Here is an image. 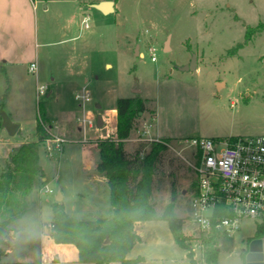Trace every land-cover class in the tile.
<instances>
[{
	"label": "rangeland",
	"instance_id": "374dc122",
	"mask_svg": "<svg viewBox=\"0 0 264 264\" xmlns=\"http://www.w3.org/2000/svg\"><path fill=\"white\" fill-rule=\"evenodd\" d=\"M41 1L35 11L27 0L31 15L28 11L25 18H0V38L5 40L0 44V175L16 147L36 140V91L43 84L46 94L40 100L52 120L50 130L65 141L52 152L45 142L39 145L45 180H36L32 197L43 203L48 224L59 191L73 216L106 217L110 198L96 197L94 190L99 161L95 141L108 133L116 137L111 109L117 98L140 94L148 111L125 142L126 150L132 155L142 144L150 149L151 140L139 136L144 118L151 117L148 129L169 145L154 176L153 202L158 211L173 202L175 214L185 219V234L198 238L197 226L188 221L196 183L191 139L264 134V31L235 49L248 27L264 23V0H119L110 14L77 0L72 20L57 8L43 12ZM84 13L89 14L88 28L81 23ZM150 47H155L156 60ZM193 53L196 69L182 70ZM33 62L35 72L30 71ZM86 90L90 101L75 98ZM3 112L20 124L15 134L4 127ZM99 113L103 125L90 127L86 117ZM260 221L244 219L231 236L219 237L215 264H245L242 252ZM142 229L145 236L129 251L133 258L143 255L138 264H190L166 220L149 221ZM195 258L208 264L198 248Z\"/></svg>",
	"mask_w": 264,
	"mask_h": 264
},
{
	"label": "trees",
	"instance_id": "16d2710c",
	"mask_svg": "<svg viewBox=\"0 0 264 264\" xmlns=\"http://www.w3.org/2000/svg\"><path fill=\"white\" fill-rule=\"evenodd\" d=\"M114 1L117 3L119 0ZM263 31L264 23L248 27L244 40L239 41L235 49L242 48ZM116 110V137L95 141L99 151L96 170L107 179L113 213L108 217L79 219L68 214L62 201H55L52 204L50 235L57 243L76 245L79 260L83 263L138 264L144 259L142 256L127 257L141 239L135 224L139 221L166 220L175 241L187 250L190 264H198L192 249V238L184 231L185 219L175 214L174 203L158 211L153 202L154 176L163 152L168 149L167 140H151L148 151L142 144L132 155L125 147V141L136 128L138 119L147 111L146 99L140 94L118 97ZM38 112L36 140L23 142L16 147L10 155V165L0 175V264H4L2 259L8 252V237L14 230L12 223L27 212L28 196L36 180L44 176L38 162V148L49 137L45 126H51V120L46 116L41 102L38 103ZM154 115L153 112L152 117ZM219 237L218 233L203 237L202 255L208 264L218 261L220 249L216 242ZM254 238H264V221L258 224L255 235L248 241ZM242 257L245 258V252H242Z\"/></svg>",
	"mask_w": 264,
	"mask_h": 264
},
{
	"label": "built area",
	"instance_id": "2783aa9c",
	"mask_svg": "<svg viewBox=\"0 0 264 264\" xmlns=\"http://www.w3.org/2000/svg\"><path fill=\"white\" fill-rule=\"evenodd\" d=\"M31 2L36 7L39 0ZM88 19V16L84 19L86 26ZM149 50L152 59L156 60L155 47ZM36 70L37 64L31 63L30 71ZM45 94V85L37 84L38 103ZM75 98L90 101L89 91L77 92ZM86 120L90 127L97 125L94 116L86 117ZM50 127L45 126L52 135L44 141L46 149L58 151L65 140L51 132ZM191 145L195 160L190 165L194 169L196 183L188 221L197 226L200 234L192 239L197 241L196 245L192 244V249L195 252L198 248L202 252L203 237L215 233L229 237L247 218L260 219V223L264 221V134L227 139L195 137L191 139Z\"/></svg>",
	"mask_w": 264,
	"mask_h": 264
},
{
	"label": "crops",
	"instance_id": "0c3cea01",
	"mask_svg": "<svg viewBox=\"0 0 264 264\" xmlns=\"http://www.w3.org/2000/svg\"><path fill=\"white\" fill-rule=\"evenodd\" d=\"M99 1L101 0H98L97 2ZM41 2L43 12L46 13L50 8H52L53 10L57 8L61 16L65 17L67 15V18L71 17L70 20L73 19L74 13L76 12L77 8V0H42ZM85 3H87L88 6L92 7V4L96 3V0H85ZM116 7L119 8V3H115V9ZM33 8L36 11L37 6H33ZM78 10L81 11V13H83L84 11V6L81 3L78 4ZM28 11L31 15L30 4L27 2V0H0V18L3 17L12 19L16 17L17 19L23 16L25 18ZM84 14L85 16L81 20L82 25L85 24V17H89V14ZM85 27L88 28L89 24L88 26H86L85 24ZM71 38L73 40L77 39L78 35H75ZM3 43H5V40L2 36L0 38V44ZM111 111L112 116L115 119L117 116L116 107L112 108ZM150 118H144L142 122L143 126L141 129V136H139V139L145 141L164 139L162 137L153 136V133L148 129L150 126L149 124H147V121ZM128 140L129 139H127L125 142H127ZM42 179L45 180V176H43ZM94 181L96 182V185L94 187V190L96 191V197H98L99 195L109 197L106 177L99 174L96 170V178L94 179ZM32 192L33 189L28 196L29 208L27 212L12 223V227L14 228V230L10 232V235L8 237L10 244L9 246H7V255H5L2 259L4 264H10L11 261L19 264H32L37 261L41 264H53L54 262L58 264H85L83 262H80L79 260V250L76 245L72 243H57L52 238V236L50 235V227L53 219V210L51 208V221L48 224L46 221H44L45 218L43 216V203L41 201H36L32 197ZM64 199L65 194L63 193L62 202L64 203L65 209L68 214L73 216V214H71V212L68 210L67 204L65 203V201H63ZM105 211L108 212L104 215H107L106 217L110 216L113 213V206L110 204V207H108V209H106ZM149 221L153 220L139 221L135 224V229L141 236L140 240H142L143 235L145 236V231L143 229L139 230V227L141 224L143 225ZM262 240L264 246V239ZM138 243L139 241L135 245H137ZM130 255L131 253L129 254L128 252L127 257L133 258ZM141 256L143 257V255Z\"/></svg>",
	"mask_w": 264,
	"mask_h": 264
},
{
	"label": "water",
	"instance_id": "95a60500",
	"mask_svg": "<svg viewBox=\"0 0 264 264\" xmlns=\"http://www.w3.org/2000/svg\"><path fill=\"white\" fill-rule=\"evenodd\" d=\"M92 7L100 10L104 14H110L115 12L116 10L114 0H101L99 2L93 3ZM196 64L197 55L193 53L191 61L182 66L181 69L194 70L196 69ZM100 106V104L97 105V107ZM2 117L4 127L8 130L10 134H15L19 130L20 124L13 122L10 116L5 112L2 113ZM96 119L97 125L102 126L104 122L102 114L99 113ZM56 200L62 201L61 191H59ZM243 252H245V264H264V246L262 239L254 238L248 241L246 246L244 247Z\"/></svg>",
	"mask_w": 264,
	"mask_h": 264
}]
</instances>
